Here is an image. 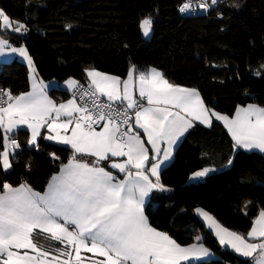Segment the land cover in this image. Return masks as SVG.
Wrapping results in <instances>:
<instances>
[{"label":"snow or ice","instance_id":"1","mask_svg":"<svg viewBox=\"0 0 264 264\" xmlns=\"http://www.w3.org/2000/svg\"><path fill=\"white\" fill-rule=\"evenodd\" d=\"M217 2L200 0L198 7L206 12ZM178 11H194L192 0H185ZM153 23L151 14L141 19L145 37ZM5 31L26 33L28 27L0 9V32ZM6 49L26 60L31 74L27 92L0 89V166L5 172L12 168L10 156L21 145L9 134L20 126L30 130L29 147H38L43 137L69 146L72 155L43 192L26 182L0 185V264H192L210 258L202 236L181 245L153 227L145 215V198L153 189L171 191L161 183V166L195 122L208 127L213 119L222 122L234 148L264 153V107L248 104L237 106L231 116L222 114L206 105L198 89L170 82L155 67L139 71L134 64L126 78L85 68L87 87L69 78L65 83L74 90L73 98L57 104L48 94L49 85L38 78L26 47L12 46L0 36V55ZM105 162L124 174L123 179L102 166ZM214 171L204 167L189 179ZM195 211L222 247L250 258L251 264H264V208L246 236L201 208ZM42 235L60 246L46 248L39 240Z\"/></svg>","mask_w":264,"mask_h":264},{"label":"trees","instance_id":"2","mask_svg":"<svg viewBox=\"0 0 264 264\" xmlns=\"http://www.w3.org/2000/svg\"><path fill=\"white\" fill-rule=\"evenodd\" d=\"M183 1L0 0L11 19L28 27L26 33L5 31L0 36L26 47L44 82L74 78L88 83L84 69L90 66L125 77L134 64L155 67L170 82L198 89L206 105L223 114L232 115L237 106L249 103L264 107V0H221L208 15L180 16ZM149 14L154 23L145 39L139 23ZM28 73L16 58L0 63V86L13 94L26 92ZM49 93L54 99L68 95L59 89ZM3 135L0 129V151ZM12 136L21 147L11 156V169L5 172L0 166V185L26 182L43 190L72 155L66 145L43 137L38 147H29V133L23 129ZM233 144L220 122L195 124L160 172L161 183L171 191H153L146 205L151 225L181 245L203 237L214 256L192 264H251V259L221 248L195 214L202 207L223 226L245 234L264 208V154ZM204 167L216 171L191 182V174ZM39 240L44 246H60L43 235Z\"/></svg>","mask_w":264,"mask_h":264},{"label":"crops","instance_id":"3","mask_svg":"<svg viewBox=\"0 0 264 264\" xmlns=\"http://www.w3.org/2000/svg\"><path fill=\"white\" fill-rule=\"evenodd\" d=\"M1 9V8H0ZM7 40V39H6ZM12 45V44H11ZM12 46H15V47H19V46H17V45H12ZM20 46H24V45H20ZM25 47V46H24ZM6 55H0V63H4V62H9V61H11L12 59H18V60H20V61H22V62H24L27 66H28V70H29V73H28V80H29V89L27 90V91H29L30 90V79H29V77H30V74H31V70H30V68H29V65H28V63H27V61L26 60H24L22 57H20L18 54H15V53H10V52H7V49H6ZM33 60V59H32ZM34 63V62H33ZM35 66V65H34ZM137 67V69L139 70V71H147L149 68H151V67H143V66H136ZM157 69V68H156ZM159 70V69H158ZM35 72H36V68H35ZM37 73V72H36ZM105 73V72H104ZM112 75V74H111ZM127 76V75H126ZM126 76L125 77H121V78H126ZM38 78H39V76H38ZM40 79V78H39ZM72 79H74V78H72ZM67 80H69V78L68 79H66V80H64V81H62V82H58V83H51V81H48V82H44L45 84H47V85H49V88H48V94H49V96H50V98L52 99V100H54L57 104H59V103H63V102H66L67 100H69V99H72L73 97L70 95L71 94V92L73 91V89H70V88H68V86L66 85V81ZM75 80H77V79H75ZM77 81H79V80H77ZM86 81L88 82V78H87V76H86ZM57 82V81H56ZM50 89H59V90H64L68 95L65 97V98H63V99H54L51 95H50ZM26 91V92H27ZM249 104H255V103H249ZM248 104H246V105H243V106H247ZM255 105H257V104H255ZM259 106V105H258ZM261 107V106H260ZM223 114V113H222ZM234 114V113H233ZM232 114V115H233ZM229 116H231V115H229ZM214 121H216L215 119H213V122ZM213 122H212V124H213ZM219 122V121H218ZM221 124H223L222 122H220ZM195 124H199V125H202V124H200L199 122H195ZM203 126H205V125H203ZM205 127H208V126H205ZM26 130V131H28V133H29V137H28V139L30 138V135H31V133H30V130H28L27 128H26V126H20L19 127V129L18 130ZM17 130V131H18ZM227 130V129H226ZM3 131V130H2ZM17 131H15V132H17ZM14 132V133H15ZM42 132L44 133V135H48L49 133L47 132V129H43L42 130ZM13 133H10L9 135H12ZM186 134V133H185ZM184 134V135H185ZM229 134V133H228ZM184 135L177 141V143L173 146V151H172V155H171V157H170V159L168 160V161H166L162 166H161V171H162V169L165 167V166H167L168 164H170L171 162H172V160L174 159V155H175V151H176V148H177V146L179 145V143H180V141L182 140V138L184 137ZM230 135V134H229ZM145 139H146V137H145ZM38 140H39V138H38ZM38 140H37V142H38ZM48 141H50V140H48ZM51 142H55V143H58V142H56V141H51ZM58 144H60V143H58ZM33 147H36V146H33ZM67 147H69V146H67ZM150 147V146H149ZM70 148V147H69ZM71 149V148H70ZM240 149H242V150H245V149H243V148H240ZM11 151V150H10ZM246 151H248V150H246ZM251 151H257V152H259L258 150H251ZM261 153V152H260ZM262 154H264V153H262ZM91 157H86L85 158V160H88L89 162H91ZM10 161H11V156H10ZM67 162V161H66ZM65 162V163H66ZM102 166H104V167H106V169L107 170H109V171H112L113 172V174H115V175H117L118 176V178H120V179H123V175L124 174H119V173H117L116 171H114L113 169H111L110 167H109V164L107 163V165L105 166L104 165V163L102 164ZM1 168H2V166H1ZM3 169V168H2ZM59 171V170H58ZM57 171V172H58ZM160 171V172H161ZM57 172H55V173H57ZM55 173H53L52 175H54ZM52 175L49 177V179H48V181H47V183H46V185H45V187H44V189L43 190H36V191H39V192H43L45 189H46V187H47V185H48V182H49V180L51 179V177H52ZM202 179V178H201ZM153 180H154V178H153ZM197 181V180H196ZM34 189V188H33ZM155 190H159V189H153L150 193H149V196L148 197H146L145 198V208H146V205H147V203H148V200H149V198H150V195L152 194V192L153 191H155ZM197 208H201V209H203L202 207H197ZM196 209V208H195ZM203 210H205V209H203ZM205 211H207V210H205ZM208 212V211H207ZM209 213V212H208ZM259 213V212H258ZM258 213L255 215V217H257V215H258ZM195 214H196V216L199 218V220L204 224V226H205V228L207 229V231H208V233L213 237V238H215L216 240H217V242H219V240H218V238H217V236L215 235V233L211 230V229H209L208 228V226H207V223L205 222V220L203 219V217H201L199 214H197L196 213V211H195ZM209 214H211V213H209ZM145 215H146V213H145ZM212 215V214H211ZM213 216V215H212ZM214 217V216H213ZM254 217V218H255ZM215 218V217H214ZM253 218V219H254ZM216 219V218H215ZM217 220V219H216ZM218 221V220H217ZM219 222V221H218ZM220 223V222H219ZM221 224V223H220ZM222 225V224H221ZM252 226V225H251ZM225 227V226H224ZM227 228V227H226ZM251 228V227H250ZM229 229V228H228ZM229 230H231V229H229ZM250 230V229H249ZM248 230V231H249ZM231 231H234V230H231ZM248 231L245 233V234H243V233H240V234H243V235H245L246 236V234L248 233ZM236 232V231H235ZM238 233V232H237ZM44 236V235H43ZM194 242V241H193ZM220 244V243H219ZM46 248L47 247H49V246H45ZM225 248H227V247H225ZM227 249H229V250H231V251H233L232 249H230V248H227ZM234 252V251H233ZM235 253V252H234ZM83 255H88V256H91L92 254H90V253H87V254H84V253H82ZM237 254V253H236ZM238 255V254H237ZM244 258V257H243ZM250 259V258H249ZM194 262V261H193Z\"/></svg>","mask_w":264,"mask_h":264},{"label":"built area","instance_id":"4","mask_svg":"<svg viewBox=\"0 0 264 264\" xmlns=\"http://www.w3.org/2000/svg\"><path fill=\"white\" fill-rule=\"evenodd\" d=\"M221 0H218V2L215 4V5H211V7L208 9V11H204V10H202V9H200L199 7H198V4H199V2H200V0H192V3H193V7H194V11H191V12H187V13H181V12H179L178 11V14L180 15V16H203V15H208L209 13H210V11L212 10V9H214L216 6H217V4L220 2ZM185 2V0L182 2V3H184ZM207 2L209 3V4H211V0H207ZM181 3V4H182ZM180 4V5H181ZM179 5V6H180ZM179 6H178V8H179ZM81 85H83L84 87H87V85H88V83H80ZM0 89H5L4 87H1L0 86ZM73 92H74V90L71 92V96L73 97ZM87 99V98H86ZM102 99H106V98H102ZM77 101H78V103L80 102L79 101V97H77ZM12 136V135H11ZM12 138H14L19 144H20V142H19V140L16 138V137H14V136H12ZM20 149V148H19ZM19 149H17V150H15V151H18ZM11 150V149H10Z\"/></svg>","mask_w":264,"mask_h":264},{"label":"rangeland","instance_id":"5","mask_svg":"<svg viewBox=\"0 0 264 264\" xmlns=\"http://www.w3.org/2000/svg\"><path fill=\"white\" fill-rule=\"evenodd\" d=\"M18 46H20V45H18ZM30 55V54H29ZM51 83H58V82H56V81H51ZM193 243V242H192ZM218 244H219V242H218ZM219 246L221 247V248H225V247H222L220 244H219ZM205 247L206 248H208L206 245H205ZM209 249V251L213 254L211 257H213L214 256V252L212 251V249L211 248H208ZM210 257V258H211ZM207 259H209V258H207ZM207 259H205V260H207ZM202 261V260H201Z\"/></svg>","mask_w":264,"mask_h":264},{"label":"water","instance_id":"6","mask_svg":"<svg viewBox=\"0 0 264 264\" xmlns=\"http://www.w3.org/2000/svg\"><path fill=\"white\" fill-rule=\"evenodd\" d=\"M150 36H151V32H150V34H149V36H147V37H145L143 34H142V37L143 38H145V39H149L150 38ZM116 162H119V160H117ZM112 169V168H111ZM114 171H116L117 173H119L118 172V170H116V169H113ZM119 174H121L122 175V173H119ZM191 182H194V181H196V180H191V179H189Z\"/></svg>","mask_w":264,"mask_h":264}]
</instances>
